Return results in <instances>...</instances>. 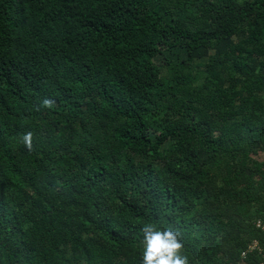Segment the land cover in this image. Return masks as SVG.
<instances>
[{"label":"trees","instance_id":"1","mask_svg":"<svg viewBox=\"0 0 264 264\" xmlns=\"http://www.w3.org/2000/svg\"><path fill=\"white\" fill-rule=\"evenodd\" d=\"M259 221L264 0H0V264H260Z\"/></svg>","mask_w":264,"mask_h":264},{"label":"clouds","instance_id":"2","mask_svg":"<svg viewBox=\"0 0 264 264\" xmlns=\"http://www.w3.org/2000/svg\"><path fill=\"white\" fill-rule=\"evenodd\" d=\"M56 101L45 97L40 104L35 105L37 111L41 108H52ZM22 143L28 151L33 150V133L26 132ZM144 246L142 264H188V257L181 255L183 242L180 233L172 227L160 228L156 224L146 223L141 228Z\"/></svg>","mask_w":264,"mask_h":264},{"label":"built area","instance_id":"3","mask_svg":"<svg viewBox=\"0 0 264 264\" xmlns=\"http://www.w3.org/2000/svg\"><path fill=\"white\" fill-rule=\"evenodd\" d=\"M258 227H261L264 230V223L259 221ZM256 251H258V253L262 256V262L260 264H264V250L260 247L258 242L252 243L249 248L242 253L243 260L246 261L248 254Z\"/></svg>","mask_w":264,"mask_h":264},{"label":"rangeland","instance_id":"4","mask_svg":"<svg viewBox=\"0 0 264 264\" xmlns=\"http://www.w3.org/2000/svg\"><path fill=\"white\" fill-rule=\"evenodd\" d=\"M206 64H207V63L204 61V62L200 63L199 66L203 68ZM201 82H202V81H200L199 84H200ZM183 250H184V247H183V249H182L181 251H183Z\"/></svg>","mask_w":264,"mask_h":264}]
</instances>
